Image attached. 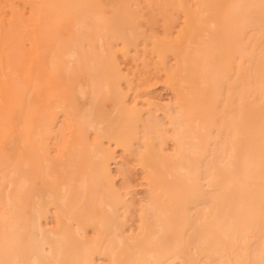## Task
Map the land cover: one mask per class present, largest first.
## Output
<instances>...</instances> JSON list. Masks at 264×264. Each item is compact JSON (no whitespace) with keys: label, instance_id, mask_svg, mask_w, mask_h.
Here are the masks:
<instances>
[{"label":"bare ground","instance_id":"bare-ground-1","mask_svg":"<svg viewBox=\"0 0 264 264\" xmlns=\"http://www.w3.org/2000/svg\"><path fill=\"white\" fill-rule=\"evenodd\" d=\"M99 258L264 264V0H0V264Z\"/></svg>","mask_w":264,"mask_h":264},{"label":"rangeland","instance_id":"rangeland-1","mask_svg":"<svg viewBox=\"0 0 264 264\" xmlns=\"http://www.w3.org/2000/svg\"><path fill=\"white\" fill-rule=\"evenodd\" d=\"M124 62H127V61H122V64H124L122 66L125 68V70L132 68V64L130 63V61H128L127 63H124ZM170 62H173V59L172 58H170ZM126 64H127V66H126ZM163 85L164 84H162L161 82H158L154 86V88L152 90V94L155 95V96H157L156 99H158L157 100L158 101L157 103L159 104V107L158 106L157 107H158V110L159 111H157L156 114L158 115V117H159L160 120L162 118L161 121H163V120L165 121V119L163 117V113L166 110V107L164 106V104L165 103H167V104H173L174 101H175V93H173L174 91L169 86H165V85L163 86ZM209 87H211L210 89H208L210 96L213 98V100L214 99L215 100H218L219 99V96L217 94L218 93L217 85L212 83V84H210ZM129 99L130 100L132 99V95H129ZM162 100L164 102L161 103ZM211 116H213V117H217L218 116V108H217L216 105L213 106V107H211ZM117 155H118L117 161H116V163H114L112 165V170L115 173V176L117 178L116 179L117 185L121 186V184L123 183L122 181H124L123 180L124 177H122L121 172L124 171V170L126 171L127 168L128 169L130 168V172H131V179L130 180L132 181L131 187H129L130 188V191H132V192H130V195L133 193V195H131V196L134 199L136 198L135 200H137L138 202L141 201L140 203L143 204V202H145V200H146V194H145L146 193V187H145V185L143 183V179L141 177L142 176V173H141L140 169L138 167L136 168L134 166H130L132 164L130 163L131 161H130V158L129 157H127V156H125L123 154L121 155V153H118ZM123 175H124V173H123ZM133 176H134V178H133ZM139 182H141V183H139ZM127 190H129V189H127ZM130 195H128V196L131 197ZM97 262L99 264H106V262H105V260L103 258H99L97 260Z\"/></svg>","mask_w":264,"mask_h":264}]
</instances>
